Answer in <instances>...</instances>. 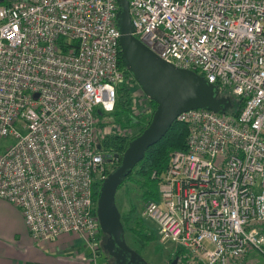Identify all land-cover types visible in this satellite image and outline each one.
<instances>
[{"label":"built area","instance_id":"2783aa9c","mask_svg":"<svg viewBox=\"0 0 264 264\" xmlns=\"http://www.w3.org/2000/svg\"><path fill=\"white\" fill-rule=\"evenodd\" d=\"M127 6L131 35L151 53L242 102L235 117L204 109L176 117L187 130L184 150L169 155L142 219L179 254L176 264H242L252 251L264 258V0ZM116 10L115 0L0 4V137L13 139L0 154V200L19 210L32 241L74 235L90 264H98L91 187L116 163L99 143L133 136L95 119L113 114L127 85Z\"/></svg>","mask_w":264,"mask_h":264},{"label":"water","instance_id":"95a60500","mask_svg":"<svg viewBox=\"0 0 264 264\" xmlns=\"http://www.w3.org/2000/svg\"><path fill=\"white\" fill-rule=\"evenodd\" d=\"M2 2L0 0V4ZM115 3L119 59L141 94L154 103L155 108L147 126L128 142L119 165L101 182L95 217L100 233L106 237L101 249L115 264H137L143 260L123 241V229L114 201L118 186L143 159L145 151L165 135L180 113L196 109L223 113L230 110L232 104L229 97H218V91L201 77L191 71L173 68L137 41L131 35L127 0H115ZM96 149L99 150V146ZM121 253L128 255L125 258L128 262H124Z\"/></svg>","mask_w":264,"mask_h":264},{"label":"trees","instance_id":"16d2710c","mask_svg":"<svg viewBox=\"0 0 264 264\" xmlns=\"http://www.w3.org/2000/svg\"><path fill=\"white\" fill-rule=\"evenodd\" d=\"M119 69L123 73V78L125 79L127 85L119 87L116 92V101L115 108L113 112L114 117L124 116L127 118L126 123L120 124V127L123 129H128V126H136V135L133 134H123V135H112L105 137L99 144L101 148L112 157L116 158V163L110 167L106 173V176L113 171L120 163V157L125 150L128 142L134 137L139 135L142 130L147 126L152 112L155 108L154 103L149 101L146 98L147 105L144 110L135 112L131 109L130 101V90L129 87L135 85L131 75L124 68V65L118 60ZM221 96L228 97L226 93L221 94ZM220 96V97H221ZM232 108L230 111L234 117L239 113L242 102L235 100L232 101L229 97ZM139 109V107H138ZM137 109V110H138ZM136 110V111H137ZM127 124V125H126ZM126 125V126H124ZM187 135L186 127L183 124H180L176 121L172 123L165 135L153 146L149 147L143 156V159L132 169V171L122 180L117 189L121 188L123 185H130L139 190L138 194L140 195L141 202L144 204L148 201L156 200V188L160 183V179L167 165L169 155L174 151H183L184 143ZM155 173V177L151 179V173ZM100 184L95 183L91 187V202L93 205V214L95 208V202L98 196ZM264 229V227L262 228ZM261 229V230H262ZM132 233L133 240H135L140 246H144L152 241L154 237L152 234H147L143 230L135 231L133 229L129 230ZM102 235L98 229V238H102ZM103 253V264H112L109 256L101 249V245L98 244L96 248L97 257ZM178 253H174V257H178Z\"/></svg>","mask_w":264,"mask_h":264},{"label":"rangeland","instance_id":"374dc122","mask_svg":"<svg viewBox=\"0 0 264 264\" xmlns=\"http://www.w3.org/2000/svg\"><path fill=\"white\" fill-rule=\"evenodd\" d=\"M129 88L133 93V99L135 100V105H137V103L139 104V109L137 110V112L140 110H144L147 105L146 98L143 97V95L141 94V92L139 91L136 85H133ZM226 95L229 96L228 93ZM231 100L235 101L233 98H231ZM95 119L100 125H109L113 123L112 127H117L120 126V124L127 122V119L124 116L119 115V117H114L111 114H101L95 117ZM13 126L14 129L17 132H19L21 135L24 134V131L20 129V126L17 123H14ZM127 130H129L131 134L136 135V131H137L136 126L131 127L129 125ZM12 143H13V139L11 137L9 136L0 137V154L6 148H8ZM138 192L139 190L137 191L135 187L130 185H123L115 192V197H114L115 207L120 216V223L123 229V237L127 242V245H129L132 249H135L147 264H166L173 255V253L169 248H167L168 244L166 243L160 244L156 240L154 224L149 220H144V218L142 219L141 212L144 204L141 202V198ZM155 192L157 193V188ZM97 228H98V224H97ZM130 229H133L135 231L143 230L147 234L148 233L152 234L154 237V241L144 246H140L135 240H133L132 233L129 231ZM260 236L263 240V245H264V230L260 231ZM103 239H104L103 237L99 238V240L97 241V246L98 244L99 245L104 244ZM85 251L87 252L86 248L84 252ZM250 253H254V254H251L247 257L246 259L248 261L247 263L264 264V258H262L259 254H256V252L254 251ZM103 259H104L103 253H101L96 258V263L103 264L102 263Z\"/></svg>","mask_w":264,"mask_h":264},{"label":"crops","instance_id":"0c3cea01","mask_svg":"<svg viewBox=\"0 0 264 264\" xmlns=\"http://www.w3.org/2000/svg\"><path fill=\"white\" fill-rule=\"evenodd\" d=\"M83 248L85 245L74 235L32 241L19 210L0 200V264H90L88 251ZM251 254L242 264H249L246 259Z\"/></svg>","mask_w":264,"mask_h":264},{"label":"flooded vegetation","instance_id":"af4514ba","mask_svg":"<svg viewBox=\"0 0 264 264\" xmlns=\"http://www.w3.org/2000/svg\"><path fill=\"white\" fill-rule=\"evenodd\" d=\"M221 96V94L218 96V97H220ZM103 242L105 243V241H106V237L105 236H103ZM123 241H124V243H125V245H126V247L127 248H129L130 250H132V251H134L137 255H138V257L139 258H141L142 260H143V263L142 262H138L137 264H147L146 262H145V260L137 253V251L135 250V249H132L129 245H127V242L125 241V239H124V237H123ZM103 242H102V244H103ZM102 246V245H101ZM106 253V252H105ZM107 254V253H106ZM121 256L122 257H124L123 258V260H124V262H128V261H125L126 259L125 258H127L128 257V255H125L124 253H121ZM110 258V261H111V263L112 264H115L114 263V260L111 258V257H109ZM174 259H175V257H174V254L171 256V258L168 260V262L166 263V264H176V261H174ZM136 264V263H135Z\"/></svg>","mask_w":264,"mask_h":264}]
</instances>
